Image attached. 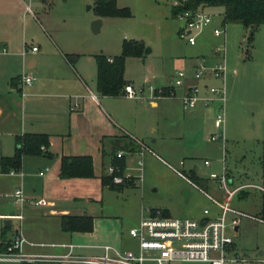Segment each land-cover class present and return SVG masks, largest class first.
I'll return each instance as SVG.
<instances>
[{
	"label": "rangeland",
	"instance_id": "obj_1",
	"mask_svg": "<svg viewBox=\"0 0 264 264\" xmlns=\"http://www.w3.org/2000/svg\"><path fill=\"white\" fill-rule=\"evenodd\" d=\"M117 1L119 6L129 8V15H99L95 0H50L46 5L62 25L60 35L80 52L86 64L95 60V54H121L125 40L141 47L138 54L127 56L125 65V76L137 96H101L100 100L113 117L144 123L146 133L141 140L149 148L144 152L142 171L135 170L142 173V180L138 186L113 188L104 185L102 175L77 176L86 184L79 189L88 192L84 210L95 217L94 241H103L110 231H115L123 242L119 250L134 249L136 242L129 232L154 209L173 218L202 220L205 208L215 215L226 191L220 178L211 173L226 172L230 188L252 184L235 193L230 201L232 208L245 214L237 233L229 229L236 251L244 259H264V253L258 255L260 250L264 252V221L260 218L264 194V24L252 31L239 22L225 23L223 8L211 6L210 26L198 35L195 44H190L179 33L183 21L173 15V0ZM37 14L46 26L41 14ZM98 19L102 22L95 31ZM215 27L224 28L225 33L215 35ZM38 31V36L44 37L41 28ZM223 44L225 50L216 53L215 48ZM202 55L209 65L224 61V82L215 77L207 82L225 87V140L212 138L217 131L216 102L201 109L199 102L195 112L185 108L179 97L160 96L156 97L157 105L150 102L154 89L168 85L181 67L191 72V63H197ZM182 90V86L176 87L178 95ZM134 146L140 149L135 143ZM3 185L7 187L8 182ZM33 218L34 224L46 221L40 214ZM15 262L18 261L0 264Z\"/></svg>",
	"mask_w": 264,
	"mask_h": 264
},
{
	"label": "crops",
	"instance_id": "obj_2",
	"mask_svg": "<svg viewBox=\"0 0 264 264\" xmlns=\"http://www.w3.org/2000/svg\"><path fill=\"white\" fill-rule=\"evenodd\" d=\"M49 4L50 0H0V157L14 153L15 138L19 134L45 133L49 136L44 152L22 157V176L0 172V251L16 232H20L26 238L23 244L28 245L24 248L22 244L23 254L36 256L38 261L87 264L60 258L71 251L70 245H74L73 254L89 257L103 254L104 245L119 249L117 247L123 242L115 231H110L103 241H94L97 240L94 229L87 232L63 228V218L89 214L84 210L88 192L79 189L86 184L77 176L61 175L62 157L91 155L94 174L101 177L105 167L113 161L115 151L131 140L128 134L142 139L146 132L142 122L119 115L113 117L100 100L101 96L124 95L109 96L99 92L96 54L95 60H89L88 64L80 59V52L73 50L60 35L62 25L46 8ZM37 13L41 14L46 26ZM40 28L45 34L41 38L38 36ZM32 45H38V50L32 51ZM24 48L28 50L23 54ZM196 64L191 63L192 69ZM23 72L36 76L32 85L21 83ZM125 79L130 82L126 76ZM207 79H200L199 83L204 85ZM189 81L195 82L193 78ZM202 94H208L204 87ZM150 102L159 103L157 99H150ZM199 102L200 109L209 106ZM198 103L192 112L199 109ZM4 182H8L7 187ZM19 185L28 199L43 197L48 204L36 205L27 200L19 207L10 196ZM205 210L209 209H204L202 219L220 213V208L215 215H211L210 210L205 214ZM14 214H21L22 219L10 217ZM38 214L46 220L43 224L32 222ZM42 238L48 240L37 241ZM135 242L134 249L124 250H137L138 242Z\"/></svg>",
	"mask_w": 264,
	"mask_h": 264
},
{
	"label": "built area",
	"instance_id": "obj_3",
	"mask_svg": "<svg viewBox=\"0 0 264 264\" xmlns=\"http://www.w3.org/2000/svg\"><path fill=\"white\" fill-rule=\"evenodd\" d=\"M181 0H173L172 5H180ZM29 9V5L27 6ZM176 17L183 21L179 29L181 37L187 39L190 44L197 42L198 35L212 22L213 14L207 8H188L177 12ZM225 33L224 28L215 27L214 34L220 36ZM38 45H32V51L38 50ZM28 48H24L22 53H26ZM225 50V44L215 48L216 53ZM225 55H223L224 59ZM113 60V57H108ZM215 77L221 81L225 78L224 61L214 65L207 64L206 57H200L193 70L190 72L186 67L176 70L172 81L159 89H154L153 97L160 96L179 97L185 108H193L199 101L205 105L216 102L218 110L214 117V125L217 128L212 133L213 139L225 140V87L224 85H210L206 83L201 85L200 79ZM193 78L195 82H190ZM36 76L29 72H23L20 75L22 84L32 85ZM177 86H182V93L178 95ZM208 90V94H202V88ZM125 95L136 97L137 91L132 83L125 85ZM93 96H96L92 93ZM131 140L140 146V149H118L114 157L126 158L125 163L111 162L105 167V174L110 179L112 185H136L142 180V171L144 165V152L149 146L138 137L128 134ZM131 161V162H130ZM132 162L135 164H132ZM209 164V160H205ZM7 175H23L21 167L11 168L5 172ZM41 174L44 171H40ZM212 177H219L220 184L225 188L226 196L220 203V213L213 218L202 220L191 218H173L166 215L161 209L151 211L149 217H142L139 224L130 230V236L138 242L137 250H119L111 245L103 246V254L98 256H79L73 254L74 245H70L71 251L60 259L83 262L87 264H168L171 262H204L208 264H240L251 262L254 264H263L264 259L257 256L254 260H248L240 257L235 248V241L229 234L231 228L237 233L243 212L232 208L231 199L235 193L243 190L250 183L240 184L234 188L228 186V175L224 172L218 175L211 173ZM264 190V186H262ZM1 196V193H0ZM15 204L21 205L29 200L36 205L48 204V201L41 198L28 199L19 185L10 193ZM209 210H205L208 214ZM233 213L230 218L229 214ZM17 219H22L21 214L10 215ZM26 243V238L20 232H16L14 237L6 242L5 247L0 251V261H38L39 258L33 255L23 254L21 252L22 244ZM264 253V252H263ZM262 253V254H263ZM260 252L258 255H262Z\"/></svg>",
	"mask_w": 264,
	"mask_h": 264
},
{
	"label": "trees",
	"instance_id": "obj_4",
	"mask_svg": "<svg viewBox=\"0 0 264 264\" xmlns=\"http://www.w3.org/2000/svg\"><path fill=\"white\" fill-rule=\"evenodd\" d=\"M96 9L99 15L126 16L130 14L128 7H121L117 0H95ZM221 6L223 8V20L227 22H239L255 30L260 24H264V0H181L180 5L172 6L173 15L176 16L180 10L188 8H207ZM253 34V32H252ZM251 34V35H252ZM141 47L138 43H131L125 40L122 53L113 56L109 60L104 54H96L98 65L97 88L104 95L116 96L125 94L126 58L130 54H138ZM130 137V136H129ZM49 144V136L45 133H23L15 138V150L10 156L0 157V172L21 166L22 157L26 154H38L45 151ZM122 149H134L132 140L124 143ZM126 158H115L112 162L125 163ZM61 175L91 176L94 174L93 159L91 155H63L61 164ZM104 184L112 187H123L125 185H112L106 174L102 175ZM196 184V183H194ZM197 185V184H196ZM264 186V185H263ZM242 191V190H241ZM261 219L264 221V194L262 199ZM65 230H78L91 232L94 229V218L91 215L68 216L63 218ZM20 264H60L54 261H22Z\"/></svg>",
	"mask_w": 264,
	"mask_h": 264
},
{
	"label": "water",
	"instance_id": "obj_5",
	"mask_svg": "<svg viewBox=\"0 0 264 264\" xmlns=\"http://www.w3.org/2000/svg\"><path fill=\"white\" fill-rule=\"evenodd\" d=\"M101 19H98L96 22H95V24H94V30L95 31H98L99 29H100V25H101ZM150 49L148 48L147 49V51H149ZM8 221V220H7ZM260 253L262 254L263 253V251H260Z\"/></svg>",
	"mask_w": 264,
	"mask_h": 264
}]
</instances>
